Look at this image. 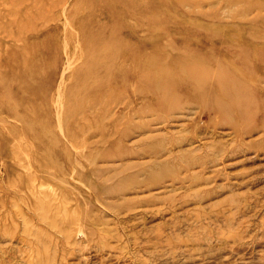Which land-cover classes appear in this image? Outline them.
I'll return each instance as SVG.
<instances>
[{
    "label": "rangeland",
    "instance_id": "rangeland-1",
    "mask_svg": "<svg viewBox=\"0 0 264 264\" xmlns=\"http://www.w3.org/2000/svg\"><path fill=\"white\" fill-rule=\"evenodd\" d=\"M214 2L203 0V9L212 8ZM251 6L245 19L255 15L264 19V10ZM185 9L184 6L182 10ZM222 17L230 21L225 14ZM176 20L180 21L173 23ZM186 21V15L177 18L172 0H0V58L10 59V53L14 52L12 60L16 66L2 68L6 71L3 76L7 84L11 83L13 91H23L7 94L0 85V106L13 101L23 108L49 107L46 131L50 134L43 142L54 150L53 161L46 160L45 173H34V167H22L25 160L18 162L11 152V142L23 140V136H11L7 143L0 138V234L10 232L7 235L12 237L9 241V237L1 235L5 240L0 238V264H14L18 260L22 261H18L19 264H42L46 254H49L46 255L49 262L43 264H108L109 261L110 264H264V112L254 105H250L253 118L244 120L248 123L244 130L234 120L221 118L211 104L203 108L197 103L188 105L157 119L153 108L136 113L120 103L112 105L107 116L117 118L121 123L127 120V130L121 136L120 145L99 143V132L84 137L81 145H70L76 136L75 129L84 128L88 132L89 126L97 122L95 108L86 107L85 111L67 116L62 114V108L59 110L60 93L74 85V78L88 82L100 76L82 71L86 67L85 55L94 45L92 36L86 33L100 31L105 37L119 41L126 31L143 33V29L153 27L177 29L184 27ZM107 38L99 41L98 46L107 47ZM262 46L254 45L252 53L262 55ZM27 57L31 62L25 70ZM71 69L78 70L80 76L70 79ZM258 75L262 76L258 86L264 87V74ZM259 88L251 87L250 90L257 101L263 103L264 94ZM44 99L48 102L44 103ZM87 100L85 98L84 103ZM3 115H6L5 111ZM8 120L7 125L21 122L13 117ZM66 125L73 128L70 134L65 130ZM6 130H9L7 126L4 132ZM40 132L35 129L30 134ZM33 176L39 177V181H33ZM32 182L35 189L30 187ZM38 182L41 183L37 185ZM45 183L48 185L43 186ZM42 187L46 199L49 201L55 195V201H49V209L44 207L43 211L39 208L35 211L24 199L27 196L34 198L44 191ZM65 201L67 205L63 204ZM9 202L12 205L19 203L20 211ZM74 208L76 215H70ZM22 214L25 215L23 230ZM50 214L52 218L55 216L56 222L49 220ZM61 214L66 217V222ZM67 220H71L72 225L69 226ZM51 221L52 225H48ZM59 221L60 224L64 222V225L59 224L64 226L62 230ZM73 222L80 227L75 229L77 225ZM24 225L29 231L36 230L39 225L42 228L39 226L37 233L34 230H27V233ZM65 225L66 230H72L69 237ZM15 226L17 228L12 231ZM57 229L65 234H57ZM32 232L37 236L34 235L36 240L31 236ZM45 232L48 235L45 236ZM63 236L69 238L66 237L68 243L65 244ZM72 237L77 240L74 244ZM77 242L80 243L76 247ZM23 245L29 247V250L26 248L29 252ZM49 245L51 248L46 249ZM12 246L14 250H11ZM20 246L21 251L17 250ZM22 255H28L25 261Z\"/></svg>",
    "mask_w": 264,
    "mask_h": 264
},
{
    "label": "bare ground",
    "instance_id": "bare-ground-1",
    "mask_svg": "<svg viewBox=\"0 0 264 264\" xmlns=\"http://www.w3.org/2000/svg\"><path fill=\"white\" fill-rule=\"evenodd\" d=\"M251 5H254L259 10H264V0H215V2L213 3V7L208 8V9H203L202 7L203 0H172V6L176 9L177 18L183 15L187 16L188 21H186L184 27L177 28V29L172 28L168 30L158 29V28L153 27L150 29H143L142 30L143 33H140V31H137V30L126 31L125 33H123L124 38L119 39V41L107 38V36L105 37L104 32L92 31V30L88 31L86 35L92 36L94 45L91 47L89 54L85 55V58L87 60L86 67L82 69V71L87 72L89 74H93V75H100L102 77L97 76L96 78L91 79L87 82L86 80H83L80 78H74L73 76H77L79 72L78 70L71 69L69 78L70 79L74 78V85L71 88H68L65 92H61L62 94L60 93L62 97L61 99L58 98L59 100H61L59 110L62 108V111H63L62 114H64V116H67L68 114L76 112V111H85L86 107L88 109L95 108L94 111L97 112L95 114V118H97V122L89 126L90 131L88 132L84 128L75 129L76 136H74L75 139L70 142V145L72 144L73 147L75 143H78L81 145L84 141V137H87L92 132L100 133L101 138H100L99 143L103 142V144L106 145V143L109 144L112 142L113 144L120 145L122 141L121 136L124 134L125 130H127L126 129L127 120H124L121 123L118 121L117 118H111V117L107 118V116L110 113V109L112 105H118L120 103H123L127 108H129V111L130 110L135 111L136 113H141V112L147 111L146 109L153 108V110L156 111L157 113L156 115L157 119L159 118L158 116H160V118L161 116L164 117L165 113L166 115H168L169 113L176 112L180 110V108H184L185 106H188V105L197 103L200 106V108H203L206 105L211 104V107L215 110V112L221 118L234 120L238 124V127L240 129L245 130L246 128H248L245 125L247 122L244 123V120H251L253 118L252 117L253 113H252V109L250 105H254V107L258 111L264 112V102L263 103L258 102L256 95L252 93V91L250 90L251 87L252 88L257 87V89L259 88L258 80H260L262 76L258 74H264V52H262L263 53L262 55L261 54L256 55L252 53V49L254 45H264V19H262L260 16H257V15L251 17L250 19H245L246 14H248L249 10L252 7ZM184 6L187 7L185 11L182 10ZM222 14H225L226 16H228L230 18V21L224 20L222 17ZM179 21L180 20H176L173 23H178ZM70 27L72 26L70 25ZM104 38H107L108 45L105 48H101L98 46V43ZM76 44L77 43H75V45ZM13 54L14 52L10 53L9 57L11 60L0 58V85L7 92V94H11V92L13 91L12 89L13 86L11 85V83L7 84L6 79L3 76V75H6L5 73L6 71H3L2 68H6L9 65L13 66V68L16 67L14 61L12 60ZM18 54L19 53H17V55ZM29 60L30 59H28L27 57L25 70L29 69V64L31 62V61L29 62ZM69 64H72V63L69 62ZM118 66L120 68H117ZM78 76H80V74ZM63 87H64V84H63ZM245 90H246V95H244ZM259 90H261V92L264 94L263 86H261ZM13 92L15 94H18V93L21 94L23 91H19L15 89V91ZM85 98L89 100L85 101L84 103ZM45 101L48 102L47 99L43 100L44 103H46ZM70 103L71 104L73 103L74 105L71 106ZM48 108L49 107H45L44 105H33L29 108H23L13 101H7L0 106V112L2 113L0 115V125H1L0 138L5 139V142L7 143V138L10 139L12 138L11 136L13 137H16L19 135L23 136V140L11 142L13 144V147H11V152L13 153L14 157L16 158L18 162H20V160L21 161L25 160L23 161L22 167H25V166L30 167V168L34 167V173H45V167H47L46 160L53 161V158H54L53 148L43 142V140H45L46 138L49 139L48 135L50 134V133L47 134V131H46L48 121H49L48 115H49V110H50ZM59 110L57 111L61 114V111ZM4 111L6 115H3ZM10 117L11 118L13 117V119L17 118L21 122H17V123L14 122V123H10L9 125H7L9 123L8 118ZM57 117L58 116L56 115L55 117L56 120H57ZM129 119H131V115L129 116ZM5 124L9 128V130H6L7 132H4V129L6 128ZM61 125L64 126L62 122H61ZM35 129H39L41 130V132L36 135H31L30 134L31 131H34ZM72 129L73 128L70 127L69 125L65 126V130H67L69 134L72 132ZM64 138L66 140V137ZM50 140H52V138ZM14 145H16V148L14 147ZM68 154L71 155L70 150ZM68 154H67V157H68ZM74 157H75V154H74ZM73 161L75 160L73 159ZM32 179L33 181L34 180L39 181V177L37 176H33ZM40 183L38 182L37 185ZM34 184L35 183L32 182L30 187L33 188ZM45 185H48V184L45 183L43 186ZM48 187L51 188L50 186ZM51 190H52L51 193H53L54 188H52ZM14 192H17V190H15ZM54 196H52L50 200L55 201L54 200L55 198L53 199ZM20 199L19 200L23 202L22 197H20ZM47 199H46V192L44 190L40 192L39 194H37L34 198H30L29 196H27V198L24 199V202L29 206V208H34L35 211L38 208L43 211V209H45L44 207H47L49 209L51 201L49 200L50 201L49 202ZM69 200L71 201L70 198ZM69 200L66 198V201H69ZM66 201L63 204H65ZM10 202L13 203L12 201ZM30 203L33 204L32 205L33 207L30 205ZM67 203L65 205H67ZM17 204L19 205V203ZM59 204L58 205L55 204V206L57 207L59 206ZM13 205L11 204V206ZM16 205L14 207H17L15 209L18 210L20 206L18 207V205L17 206ZM56 207L52 209L53 215H54V209H56ZM58 209L59 208H57V210ZM61 209H62V206H61ZM66 209H64V211ZM57 210H55V212H58ZM74 210L75 208L72 210V213L70 215H76L74 213ZM21 212L23 213L22 210ZM6 213H5V216H6ZM58 213H60V211ZM58 213H55V215L56 214L58 215ZM63 214H65V212ZM11 217L12 216H9V218L12 220L13 218ZM24 217L25 215L23 216L22 214V219H21L22 220V225H21L22 230H23V223H25V221L23 222ZM50 217H51V214H50ZM50 217H49V220L52 219V221L56 222L55 220H53V218L55 219V216H53V218L52 217L50 218ZM61 217H63V215ZM61 217H60L61 221L63 219L65 220L66 218V217L65 218L63 217L62 219ZM75 217L76 216H74L73 218L74 220H75ZM42 218L44 219V217ZM42 218L40 219L42 220ZM52 221H51V224L49 223L50 221L48 222L49 224L48 223L47 224L52 225L53 223ZM76 221L77 223L79 222L78 219H76L75 222ZM67 222L69 226L72 225L69 223L71 222V220L70 221L67 220ZM34 223L33 225L35 226L36 223L35 224ZM43 223H46V222H43ZM63 223L61 222L60 224V221H59L58 226L64 225ZM75 224L76 223H74L73 225L75 226ZM33 225H32V228L34 227ZM76 225H77V228L75 229H78V226L80 224L79 225L76 224ZM16 226L12 229V231H15L14 229L17 228ZM39 226L36 227V230H34L35 229L34 228V229H31L30 231L34 230V233H37L35 231H38L37 229L39 228ZM66 226L67 225H65V230H66ZM26 227L28 228V226H25V229L27 232L28 229ZM40 227L42 228V226ZM71 227L73 228V226ZM4 228H2L1 230H4ZM61 228L62 227L60 226V230L64 229V226L62 229ZM58 229L56 231L57 234H59L58 232H60L58 231ZM68 230H66V232ZM70 231L72 230L68 231V234H69L68 237L72 233ZM79 231H82V230L80 229ZM76 232L78 233V231ZM83 232H86V231H83ZM12 233H15V232H12ZM40 233L42 234L43 232H40ZM104 233L106 232L104 231ZM3 234H0V238H2L1 235ZM7 234H5V237L6 238L9 237V241H10V238L12 237L8 236ZM32 234L31 236L35 235V234L33 235ZM60 234L64 235L65 232H63V234L62 232H60ZM46 235H48V233L46 234L45 232V236ZM36 237H35V240H36ZM66 237L64 238V240L66 239L65 244L69 242L67 240L68 237L67 238ZM20 238L24 240L23 239L24 237L23 238L20 237ZM41 238H38V239H41ZM43 238L45 237L43 236ZM196 238L198 239V237ZM2 239H4V236ZM27 239L29 240L30 238H27ZM74 240L75 241H72L73 244L77 241L76 239ZM83 240L85 241V239ZM42 241L43 240H41V243ZM54 241L56 243V240ZM102 241L103 240H101V243ZM79 243L77 242L75 246L77 247ZM33 244L35 245L34 242ZM69 244H72V243H69ZM84 244L81 245V247L84 246ZM29 245L32 248H34L33 245L31 244ZM46 245H47V242H46ZM50 245L46 249H49ZM54 245L56 247V244H53V246ZM183 246L185 245L183 244ZM13 247L14 246H12L11 250H14ZM22 247H25V249L27 248L24 245ZM22 247L20 246V249L19 247H17L18 248L17 250L21 251ZM37 247L39 248L38 245ZM65 247L67 248V246ZM32 248L30 249L32 250ZM38 248L37 250L40 251V249ZM27 249L29 250V247ZM55 249L56 248H53V251ZM37 250L36 252L39 253ZM6 251H8V249ZM24 253L27 254L26 252ZM47 253H48V250H47ZM51 254L50 256H53L56 253L54 254L53 252V255ZM20 255H18V257H20ZM46 255L49 256V254H46ZM46 255H44L45 256L44 260L46 262L47 261L49 262V260H47L48 256L46 257ZM60 255H63V254L60 253ZM60 255L59 257L61 258ZM25 256H24V261L27 258V256L26 258ZM35 256H37L38 258V254L36 255L35 253ZM86 257L89 258V256H86ZM31 258L32 256L30 257V259ZM39 258H41V256H39ZM63 258L65 257L63 256ZM6 259L8 258L6 257ZM21 259L23 258L21 257ZM42 259L43 258L39 260L42 261ZM49 259L54 260V258H49ZM29 260L27 262H29ZM18 261L15 263H18ZM30 261H36V260L34 259ZM40 261L38 263H40ZM45 261H42L41 263L43 264V262ZM19 262L22 263V261H19ZM50 262H53V261H50ZM74 264H78V262L77 263L75 262ZM108 264H110V261Z\"/></svg>",
    "mask_w": 264,
    "mask_h": 264
}]
</instances>
